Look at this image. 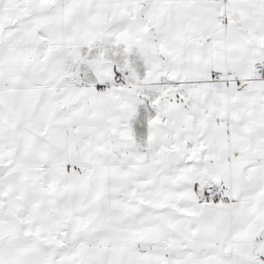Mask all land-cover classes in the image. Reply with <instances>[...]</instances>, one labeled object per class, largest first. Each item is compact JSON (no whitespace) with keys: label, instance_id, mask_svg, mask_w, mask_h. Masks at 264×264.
<instances>
[{"label":"snow or ice","instance_id":"1","mask_svg":"<svg viewBox=\"0 0 264 264\" xmlns=\"http://www.w3.org/2000/svg\"><path fill=\"white\" fill-rule=\"evenodd\" d=\"M0 264H264V0H0Z\"/></svg>","mask_w":264,"mask_h":264}]
</instances>
